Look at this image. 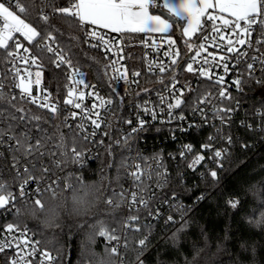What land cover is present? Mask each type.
Instances as JSON below:
<instances>
[{
  "label": "built area",
  "instance_id": "2783aa9c",
  "mask_svg": "<svg viewBox=\"0 0 264 264\" xmlns=\"http://www.w3.org/2000/svg\"><path fill=\"white\" fill-rule=\"evenodd\" d=\"M14 2L15 0H0V3H5L10 9ZM162 5L163 0H155L152 9L160 10ZM208 14L220 15L215 11L206 13L201 19L203 27L198 29L192 38L186 39L188 44L185 46L177 43L170 33L147 35L142 40L130 42L124 33L96 29L106 39L113 41L115 46L111 50L106 49L102 44L91 47L90 45L96 44L97 41L86 38L85 33L91 30V26H85L80 32V37L107 60L110 89L91 81L85 72L71 62V67L55 66L62 69L67 82L64 96L54 93L45 86L46 66L43 64L41 53L37 48L28 45L22 37H18L15 39V48L12 51L26 56L28 54L24 52V48H28L31 55L39 58L40 67L9 58L6 68L0 65V85H3L0 90L8 89L13 98L46 112L50 111L41 107L40 103L46 94H50L49 102L57 105V113L62 114L67 127L87 144L84 149L78 151L82 155L75 158L77 168L86 170L90 175L94 173L91 166L104 150L117 147L128 153L126 173L129 184L120 190V194L126 198L128 207L135 212L132 216L138 217L136 221L143 219L144 223L162 222L167 226L177 224L186 217L187 211L180 195L171 192L167 187L174 169H180L185 180H188L189 176L196 181L198 178H203L205 170L210 171L212 167L222 164L240 129L257 133L260 142L264 143V105L250 108L244 98L248 85L261 84L264 79V29L259 23L254 25L251 34L244 37L246 44L237 43L232 53H225L227 40L221 41L219 35L212 32V22L207 21ZM228 19L234 20V18ZM215 23L219 27L220 21ZM241 24L243 26V22ZM2 28L3 21L0 19V29ZM220 34L235 39L230 28L221 29ZM205 36L208 37L206 41L203 39ZM17 41L22 45L19 49L16 48ZM169 41L172 43L170 44ZM201 43L205 44L201 57L196 60L190 59L195 51L200 50ZM215 45L221 47L217 48ZM138 48H141V57L136 55L135 50ZM44 53L51 57L50 54ZM209 53L216 55L217 58L226 55L227 58L223 63L227 64V71L218 59L212 61ZM205 57L209 59L208 64L203 63ZM173 59H176V64H172ZM187 63L193 64L192 72L187 71ZM249 65H252L251 69ZM161 66L165 71H160ZM202 67L207 73L203 76L200 75ZM17 68L24 80L34 79L36 71L42 72L40 87L35 84L31 93L32 96L39 98L37 103L22 98L21 90L16 87L19 78L14 76ZM76 69L85 74V82L88 85L87 88L83 85L77 86V94L80 90L85 92L81 109L64 103L68 98L71 74ZM28 71L33 73L31 77H28ZM121 76L124 78L120 79ZM219 77H223V80L217 82ZM237 79L241 81L240 87L234 83ZM221 91L226 92L227 98L220 96ZM89 93L93 94L89 95ZM205 97H208L207 102H202ZM178 98L182 101L181 105L170 108L169 104L174 105ZM108 100L112 103H106ZM93 105L96 107L94 108ZM73 112L77 113L75 119L71 118ZM96 113H99V128L91 122L97 119ZM140 121L144 122L143 129L132 132L133 128H140ZM80 125H83V132ZM125 137H127L126 143ZM229 137L231 143L228 142ZM2 142L0 138V143ZM187 145H191V151L186 149ZM206 145L207 148L204 147ZM215 151H221V157L216 158ZM3 153L1 150L0 154ZM199 155H203L204 160L189 167ZM136 165L140 166L139 180H135L131 175L132 172L137 171ZM32 177L33 179L26 186L30 193L35 192L37 183L42 190L49 186L55 189L63 182L69 183L62 177L55 180ZM27 178H24L11 192L16 193ZM0 182L6 184L3 181V174H0ZM133 193L137 197L135 203L131 200ZM141 201H146L147 206L145 207ZM11 215L13 214L0 212V241H9L13 245L0 252V264H11L14 259L17 264H24V261L28 264H42V261L44 264H52L45 260L42 255L44 252L55 258L54 264H57L58 255L45 248L28 225L11 221ZM169 216L172 217L171 221L168 220ZM9 223L17 226L20 231L14 230L8 233L6 230ZM20 232H26L23 239H27L29 243L27 246L20 243L17 249L15 244L21 240ZM109 232L114 234L117 240L108 241L104 237H99L100 243L111 249L118 241L120 246L115 255L123 261L127 236L119 234L116 230ZM12 237H16V240H12ZM33 245L36 247L34 255L29 254Z\"/></svg>",
  "mask_w": 264,
  "mask_h": 264
},
{
  "label": "trees",
  "instance_id": "16d2710c",
  "mask_svg": "<svg viewBox=\"0 0 264 264\" xmlns=\"http://www.w3.org/2000/svg\"><path fill=\"white\" fill-rule=\"evenodd\" d=\"M74 2L76 0H51L52 6L47 7L48 0H30L28 15L20 14L15 4L11 10L37 27L42 35L46 26L37 24V20L42 11L47 13L48 24L56 30L53 34L57 44L70 56L72 64L85 72L91 81L109 90L105 57L83 41L80 37L82 29L71 27L67 17L54 12V9L71 7ZM182 29L183 22L177 20L170 34L177 43L185 46L188 42ZM18 37L21 36L16 34L9 42L8 50L15 48ZM144 37L126 34L130 42ZM135 51L141 57V48ZM40 55L46 66L45 86L64 96L67 82L62 69L56 68L54 59L44 52ZM8 59L6 51L0 50L3 68H6ZM0 92L3 93L0 96V129L4 130L0 137L3 140L0 151L4 152L0 154V174H3V181L10 191L28 177L30 171L37 179L62 177L73 186L86 182L100 184L102 203L96 214L77 221L65 215L59 228L44 229L37 221L20 222L14 214L10 216L11 221L28 225L42 245L58 255L57 264H79L81 234L96 221L104 222L109 230L127 236L124 260L112 255L116 264H264V143L260 142L257 133L240 129L222 164L210 171L205 170L204 177L197 181L191 176L185 180L180 169L173 170L167 187L178 193L182 203L186 204L184 219L169 226L162 222L144 223L141 219L128 227L125 221L135 212L120 194V190L129 184L126 173L128 153L117 147L104 150L91 166L94 173L90 175L77 168V160L71 152L73 146L79 151L87 144L67 127L62 114L22 103L13 98L8 89ZM244 96L250 108L264 105V79L261 84L248 85ZM20 117L24 119L21 121ZM23 134H27L26 140ZM8 136L15 138L7 139ZM18 139L20 144H17ZM37 142L39 148L35 147ZM29 146L32 151L25 154ZM33 163L36 165L34 169ZM213 171L215 177L211 175ZM69 183H61L54 189L55 193L70 192L71 189L66 187ZM51 195V192H45L44 201ZM108 199L113 200V206L106 203ZM232 202H236L235 208L231 206ZM133 228H139V231H133ZM54 239L59 243L53 245L51 241ZM140 239H145L146 247L138 244ZM95 249L101 254L110 250L101 245L99 238Z\"/></svg>",
  "mask_w": 264,
  "mask_h": 264
},
{
  "label": "snow or ice",
  "instance_id": "6c2138e0",
  "mask_svg": "<svg viewBox=\"0 0 264 264\" xmlns=\"http://www.w3.org/2000/svg\"><path fill=\"white\" fill-rule=\"evenodd\" d=\"M29 5L30 0H17L15 3V8L18 9L20 14H29ZM47 7H51V0H48L46 5ZM155 6V0H76L71 7H63L54 9L55 13H58L62 16L68 18L67 22L71 27H77L79 29H84L85 26H91V30L85 33L86 38L89 40L97 41L96 44L90 45L91 47H97L98 44L104 45V47L108 50H111L114 47V42L106 39L103 35H101L96 29H107L114 33H124V32H132V33H143V32H154V33H167L171 28V24L168 20L161 18L160 15H151L149 14V8ZM163 8L167 10L169 14L174 17H179L182 20L187 22V27L184 29V35L188 36L190 33H195L198 29H201L203 26L201 24V18L205 16L208 9H216L221 14L219 16L214 14L207 15V21L212 22V32L214 34L219 35V39L221 41L227 40V46L224 48L225 53H232L234 51L235 44L244 45L247 43L244 37L251 34L253 30V26L259 25L264 29V0H179L177 4L170 3V0H163ZM224 14L234 18L233 21H230ZM0 19L3 21V28L0 29V50H5L7 57L11 59H18L24 64L40 67L38 64V57L31 55L28 48H24V52L28 55L21 56L18 52H13L9 49V41L13 40V34H20L24 40L28 41L33 47L37 48V51L43 53L46 52L50 54L51 57H54V63L56 67H62L64 65H68L71 67V58L68 56L65 51L57 44L56 36L53 34L56 30L48 24L49 16L45 12H41L39 20H37V24L43 23L46 27L42 29L43 35L41 31L37 30V27H34L30 23H26L24 19L21 18L20 15L16 14V12L10 10V7L5 6V3H0ZM220 21L219 27H217L216 21ZM243 22V26L241 24ZM223 28H230L233 32V38H228L227 36L220 34V30ZM205 41L208 39L207 36L203 38ZM171 44L172 42L169 41ZM55 45V47H53ZM217 48H220L221 45H215ZM22 45L17 41L16 48H21ZM200 50L195 51L194 55L190 57V59L196 60L201 57V51L205 50V44L201 43L199 46ZM178 55V53L176 54ZM211 57L212 61L221 62L224 70L227 71V64L223 63L226 60V55H221L217 58L216 55L212 53L208 54ZM199 62V61H197ZM176 59L172 60V64H176ZM204 64L209 63V59L207 57L204 58ZM249 69L252 68V65L248 66ZM193 64L187 63V71L192 72ZM160 71H165V68L161 66ZM206 70L203 67L200 69V75H206ZM28 77L33 75L32 72H27ZM35 81L34 83L38 86L41 83V71H36L34 73ZM14 76L19 78L16 84V87L19 88L22 92V98H27L31 103H37L38 97H34L31 94V88L33 81L29 80L27 83L24 81V77L21 76L20 70L17 68ZM124 77L121 76L120 79ZM71 83L68 86L67 96L68 98L64 101L66 105H70L76 109H81L83 101L85 97V92L83 90L78 91L77 94V86L83 85L84 88H87L88 85L85 82V74L80 72L78 69L74 70L71 74ZM211 79V76H209ZM223 80V77H219L217 82ZM237 87L241 86V81L237 79L234 81ZM3 85H0L2 88ZM93 93H89L92 95ZM3 93L0 92V96ZM49 95L46 94L43 97V101L40 103V106L43 108H47L51 113L56 114L58 111V107L56 104L49 102ZM220 96L227 98V94L225 91L220 92ZM208 97L204 98V101L207 102ZM103 102V101H102ZM106 103H112L111 100L106 101ZM181 99H176L175 104H169V107H179L181 105ZM95 108L96 105H93ZM19 111H23L20 109ZM220 111V110H217ZM230 111V110H229ZM77 113L73 112L71 115L72 119L76 118ZM97 119H93L91 122L95 125L96 128L100 127V123L98 122L99 113H96ZM21 121L24 117L19 118ZM38 119V118H37ZM131 123V121H128ZM144 122L140 121V128H133L132 132H136L138 130L143 129ZM81 131H84L83 125L79 126ZM4 135V130L0 129V137ZM24 139H27V134H23ZM131 135V133L129 134ZM15 138V137H11ZM87 139V137H85ZM125 143L127 142V137L124 138ZM228 142L231 143V138H228ZM21 141L18 139L17 144H20ZM119 143V142H118ZM40 144L37 142L36 148H39ZM204 147H208L207 145ZM186 149L191 151V145H187ZM32 151V146H29L25 149V154H29ZM74 157H80L82 154L77 151L76 147L73 146L71 149ZM182 155H184L182 153ZM221 151H215L214 156L216 158L221 157ZM204 160L203 155H199L195 158L189 167H193L195 164ZM18 163V161H17ZM59 166V165H57ZM123 166V165H122ZM36 165L33 163L32 168L34 169ZM137 171L132 172L131 175L135 180L140 179V175L138 172L140 171V166L136 165ZM47 171V170H45ZM213 177L216 176V172H211ZM31 171L28 174V178L25 179L24 183L19 186V189L16 193H12L9 190V187L0 182V193H7V195H0V212H7L9 214H14L15 216L18 213V205L21 203L32 202L36 206H38L42 211L44 209V193L51 192L52 195L49 199H54L56 196L55 190L49 186L48 188L41 189L39 184L35 187V192L30 193L27 190V184L30 180H32ZM167 182L166 180L164 181ZM35 183V181H34ZM66 187L70 188V185ZM132 203H135L137 200L136 194L133 193L131 196ZM106 203L110 206H113V200L108 199ZM144 206H147L146 201H141ZM119 207V204L115 205ZM232 207H236V202H232ZM138 217L131 216L129 217L125 223L130 226L132 222L136 221ZM168 220L171 221L172 217L169 216ZM20 231L17 226L9 223L7 225V232L11 233L13 231ZM133 231H139V228H133ZM99 235L101 237L106 238L108 241L117 240V237L114 234H110L109 231L101 230ZM21 240L17 241L15 247L19 249L20 243H23L25 246L28 245V240L23 239L26 236V232H20ZM12 240H16V237H12ZM140 246L146 247L145 239H140L138 241ZM13 246L9 241H0V252H3L5 248ZM119 242L113 247H111L110 251L112 255H115L118 252ZM36 253V247L33 245L32 251L29 254L34 255ZM45 257L46 261L52 262L54 264L55 258L51 257L48 252L42 253ZM21 259H23L21 257ZM11 264H17V261L14 259ZM24 264H28L27 261H24ZM42 264L44 262L42 261ZM99 264H105L104 259L101 258Z\"/></svg>",
  "mask_w": 264,
  "mask_h": 264
},
{
  "label": "clouds",
  "instance_id": "9594fccd",
  "mask_svg": "<svg viewBox=\"0 0 264 264\" xmlns=\"http://www.w3.org/2000/svg\"><path fill=\"white\" fill-rule=\"evenodd\" d=\"M69 185L71 191L67 194L61 192L54 199L44 201L43 211L32 202L19 204L16 219L20 222L37 221L44 229H55L61 226L65 215L74 221L95 215L102 203L100 184L86 182L82 185ZM102 229L109 231L106 223L96 221L81 234L77 257L79 264H99L101 258L105 264H116L110 250L101 254L95 249ZM51 243L56 245L59 241L54 239Z\"/></svg>",
  "mask_w": 264,
  "mask_h": 264
},
{
  "label": "crops",
  "instance_id": "0c3cea01",
  "mask_svg": "<svg viewBox=\"0 0 264 264\" xmlns=\"http://www.w3.org/2000/svg\"><path fill=\"white\" fill-rule=\"evenodd\" d=\"M178 2H179V0H170V3H172V4H177ZM214 2H215V0H213V3H214ZM162 10L167 11L165 8H163V6H162ZM213 11L219 13L218 10H216V9H208L206 13H208V12H213ZM149 14H151V15H160L161 18L168 20L167 18H165L163 15H161V14L159 13V10H153L152 7L149 8ZM219 14H220V13H219ZM220 15H221V14H220ZM224 15L226 16V18H232V17H230V16H227V14H224ZM175 18H176L177 20H180V21L183 22V29H182V31H183V35H184V29L187 27V22H186L185 20L180 19L179 17H175ZM201 19H202V18H201ZM168 21H169V20H168ZM169 23L171 24V28L169 29V31H168L167 33H154V32L132 33V32H124V34L143 35V36L153 35V34H168V33L171 32V30H172V28H173V23L170 22V21H169ZM106 30H107V29H106ZM109 31H110V30H109ZM195 34H196V32H195V33H190L188 36H185V35H184V37H185L186 39H190V38H192Z\"/></svg>",
  "mask_w": 264,
  "mask_h": 264
},
{
  "label": "water",
  "instance_id": "95a60500",
  "mask_svg": "<svg viewBox=\"0 0 264 264\" xmlns=\"http://www.w3.org/2000/svg\"><path fill=\"white\" fill-rule=\"evenodd\" d=\"M159 13L161 14V15H163L165 18H167L170 22H172V23H175L176 21H177V19L174 17V16H172L171 14H169L167 11H165V10H162V9H160L159 10Z\"/></svg>",
  "mask_w": 264,
  "mask_h": 264
},
{
  "label": "rangeland",
  "instance_id": "374dc122",
  "mask_svg": "<svg viewBox=\"0 0 264 264\" xmlns=\"http://www.w3.org/2000/svg\"><path fill=\"white\" fill-rule=\"evenodd\" d=\"M11 10V9H10ZM13 11V10H12ZM17 14V13H16ZM27 23V22H26ZM15 35V33L13 34V36ZM21 36V35H20ZM22 37V36H21ZM23 38V37H22ZM24 39V38H23ZM26 41V40H25ZM10 42V41H9ZM28 42V41H27ZM29 80H31V81H33V83H32V88H31V93L33 92V86L35 85V83H34V81H35V78L34 79H26V80H24L25 81V83H27ZM40 87V85H38V88Z\"/></svg>",
  "mask_w": 264,
  "mask_h": 264
}]
</instances>
